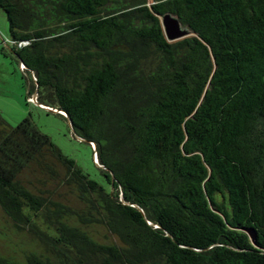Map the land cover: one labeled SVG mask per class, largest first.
I'll return each mask as SVG.
<instances>
[{
    "label": "trees",
    "instance_id": "obj_1",
    "mask_svg": "<svg viewBox=\"0 0 264 264\" xmlns=\"http://www.w3.org/2000/svg\"><path fill=\"white\" fill-rule=\"evenodd\" d=\"M0 9L37 102L104 166L101 184L31 113L0 115V213L30 244L0 264H264V0ZM165 12L191 34L168 41Z\"/></svg>",
    "mask_w": 264,
    "mask_h": 264
},
{
    "label": "rangeland",
    "instance_id": "obj_2",
    "mask_svg": "<svg viewBox=\"0 0 264 264\" xmlns=\"http://www.w3.org/2000/svg\"><path fill=\"white\" fill-rule=\"evenodd\" d=\"M32 80L34 81V77L21 64L18 65V58L10 48L9 22L5 12L0 9V115L10 125L16 126L31 113L33 121L42 133L48 135L52 142L63 153L73 158L92 179L104 184V178L97 167L99 163L95 144L80 140L64 118L35 104L37 99L34 97L35 91H32ZM28 90L32 92L27 102ZM0 230L7 233L6 237H0V248H30L28 238L11 232L1 213ZM91 231L104 240L103 229L96 228Z\"/></svg>",
    "mask_w": 264,
    "mask_h": 264
},
{
    "label": "water",
    "instance_id": "obj_3",
    "mask_svg": "<svg viewBox=\"0 0 264 264\" xmlns=\"http://www.w3.org/2000/svg\"><path fill=\"white\" fill-rule=\"evenodd\" d=\"M158 16L160 17L162 28H163L165 37L168 41H176V40H179V39L184 38V37L191 34V30L187 26H183L181 24V22H180V20L176 14H173L172 12H165V13H162L161 15H158ZM19 62H20L22 67L26 68L24 62L21 59H19ZM36 95H37V88H36L35 93H34L35 99H36ZM35 104L41 108H44L45 110H48V111H54V112L58 111L57 109H53V108H50V107L45 106L43 104H40L37 101L35 102ZM58 112L63 114V115H66L64 111L59 110ZM68 123L72 128V125H71V122L69 119H68ZM72 130H73V128H72ZM73 133L80 140L86 141L83 137L76 134L74 132V130H73ZM98 166L101 168H104V166H102L100 164Z\"/></svg>",
    "mask_w": 264,
    "mask_h": 264
}]
</instances>
